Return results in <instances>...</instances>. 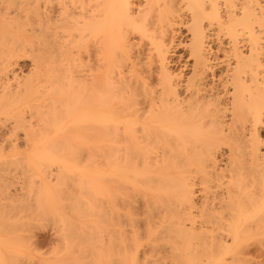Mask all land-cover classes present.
<instances>
[{"label": "bare ground", "instance_id": "bare-ground-1", "mask_svg": "<svg viewBox=\"0 0 264 264\" xmlns=\"http://www.w3.org/2000/svg\"><path fill=\"white\" fill-rule=\"evenodd\" d=\"M80 150L105 163L76 174L108 197L109 263L264 264V0H0V159L58 166L3 180L0 264L19 246L64 263L59 181L78 171L57 157ZM24 206L52 238L18 228Z\"/></svg>", "mask_w": 264, "mask_h": 264}, {"label": "rangeland", "instance_id": "rangeland-1", "mask_svg": "<svg viewBox=\"0 0 264 264\" xmlns=\"http://www.w3.org/2000/svg\"><path fill=\"white\" fill-rule=\"evenodd\" d=\"M27 63H29L30 64V61L28 60H24V61H22L20 64H21V66H23V68H25V69H22L24 72L25 71H27L28 70V68H29V64H27ZM81 151V150H80ZM84 151L85 150H83V151H81L80 153H78V152H73V153H64V155L63 154H61V155H58L59 157H57V159L59 158V160L60 159H62V160H66V162L68 163V164H70L71 163V166L74 168V167H76L77 168V171L79 170V168H80V173H82V171L84 172V173H82L81 175L79 174V171L78 172H75V174L76 173H78L80 176H82L83 174H84V176L85 177H94V174H95V172H98V173H101V172H106L105 171V166L103 165V164H105L104 163V161H103V157H102V155L101 156H97V155H93L92 153L90 154L88 151H86L85 153H84ZM75 154V155H74ZM82 154V155H81ZM86 154V155H85ZM89 155H90V157H89ZM10 156V155H9ZM13 156V155H12ZM16 156H19V157H17V158H15V159H18L19 158V160L17 161H15V159H13L11 156L9 157V158H7L8 156H3L2 157V159H0V186L3 184L2 182H3V180H7V181H10V180H12V184H17V185H19V183H27V184H29V183H31V182H38L39 180H40V178L41 177H43L44 175H46V174H55L56 172H58L57 170H58V166H57V164H52V165H50L51 167H49V165H47V164H42V165H39L37 168H28V165H27V163L25 162V159L22 157V155H16ZM93 156H95L96 158H94ZM74 158V160L73 159H71V158ZM88 157H89V159H88ZM93 157V158H92ZM101 158V160H99L98 161V159H100ZM92 158V159H91ZM76 159H78V160H76ZM4 161V162H3ZM18 162V163H17ZM63 161H61V163H62ZM65 162V163H66ZM74 162V163H73ZM96 162V163H95ZM11 163V164H10ZM15 163V164H14ZM80 163V164H79ZM8 164H9V166H8ZM19 164V165H18ZM64 164V163H63ZM78 164V165H77ZM66 165V164H65ZM15 166H17L18 168H14ZM24 166V167H23ZM42 166H43V168H42ZM44 166H45V168H44ZM47 166V167H46ZM68 167H69V165H67ZM3 167V168H2ZM12 167V168H11ZM23 167V168H22ZM71 167V168H72ZM5 169V170H4ZM19 169V170H18ZM28 169V170H27ZM42 169V170H41ZM50 169V170H49ZM3 170H4V172H5V175H4V172H3ZM7 170V171H6ZM16 170V171H15ZM41 170V171H40ZM11 171H13V173L11 172ZM63 172V171H62ZM73 172V173H72ZM8 173V174H7ZM68 173H70V171L68 172H65V173H62V175H60V181H59V189L60 190H62L64 193L62 194V196H61V200H60V202H59V207H60V210H61V216L59 217V219L57 220V219H55V218H53V217H51L50 215H48L47 217H45L44 218V216H41V215H38V217H37V215H32L31 213H29L26 209H27V206L29 207V205H35V204H32L31 203V200H33V198H35L34 196H32V194L34 195V193L33 192H31L30 193V196H29V200H30V203L31 204H29V205H27L25 208H23V212H20L21 210H18L19 211V213H17L15 210H13L14 212H13V216L11 215V217L15 220V223L16 224H18V228L20 227V226H23V222H25V224H24V226L23 227H21V228H23V230L24 229H26L27 231L29 230H31L30 231V233H34L35 232V235L37 236V237H42V238H40V239H50V238H52L51 237V230H52V228H53V226H54V223L56 222V224H58V226H61L60 228L62 229H60L61 230V232H63V234L65 235V244L62 246V249H61V258H62V262H64V263H62V264H113V263H109L110 261H111V259L112 258H110L108 255L110 254L109 252H108V250H106L105 251V249H106V245H104L105 243H106V237H107V239H108V235H107V231L109 230V222L110 221H108L107 222V219L108 220H110L109 218V208H108V200L106 199V198H108V197H106V198H103V197H105L103 194L104 193H102L103 191H105V190H101L102 188H103V185H107V187L109 186V181H108V178L106 177H104V176H102L101 178L98 176V177H96V179H97V182H98V184H99V186L100 185H102L101 187V189H100V192L102 193H100L101 195H103V196H101V195H99V197H97L98 195L96 194V195H94L93 193L92 194H90L89 195V192H88V190L86 191V194H85V192H84V188H86L85 186H79V183L77 182V181H79V178L81 179V177L79 176V177H77V175L78 174H76V179H75V176L73 175L74 174V171H71V173L70 174H68ZM73 176H72V175ZM18 175V176H17ZM31 175V176H30ZM69 176H71V177H69ZM101 176V175H100ZM14 177H18L19 179V181L16 179V178H14ZM25 177V178H24ZM73 177H74V179H73ZM72 178V181H70V179ZM98 178H99V180H98ZM14 179V180H13ZM36 179V180H35ZM63 179V180H62ZM69 179V180H68ZM21 180H24V182L23 181H21ZM35 180V181H34ZM17 181V182H16ZM21 181V182H20ZM70 181V182H69ZM80 182V181H79ZM78 183V184H77ZM108 183V184H107ZM81 185H82V183H81ZM105 185V186H106ZM74 188H73V187ZM80 188H82V190H80ZM72 189V190H71ZM87 189V188H86ZM69 190V191H68ZM73 191V193H71L72 195H71V197L72 198H70V200H65V198L66 199H68V193L69 192H72ZM68 192V193H67ZM83 193V194H82ZM87 194L90 196L89 198H91V195H92V197L94 198V199H92V200H94V201H92V200H90L88 197H87ZM35 196H36V194H35ZM70 196V195H69ZM84 196L85 197H87V198H84ZM97 198H96V197ZM77 197V198H76ZM102 197V198H101ZM37 198H38V196H37ZM80 198V199H79ZM96 198V199H95ZM82 199V200H81ZM98 199V200H97ZM104 199V200H103ZM35 200H36V198H35ZM37 200H40V199H37ZM63 200V201H62ZM74 200V202H77V200H79L81 203H82V206H80L79 205V203L80 202H77V203H75L74 204V202H72ZM100 200H101V204H99L98 202H100ZM34 201V200H33ZM66 201H68V202H66ZM83 201V202H82ZM90 201H91V203H90ZM97 201V202H96ZM104 201V202H103ZM36 202V201H35ZM35 202H33V203H35ZM70 202V204H71V206L73 207V204H74V207L73 208H75L76 210H82V211H80V212H78V211H76L75 209H73L72 207H70L69 205L70 204H66V203H69ZM85 202V203H84ZM95 202V203H94ZM73 203V204H72ZM96 203H97V205H96ZM105 203V204H104ZM77 204V205H76ZM76 205V206H75ZM85 205V206H84ZM93 205H96V206H98V207H101V209H99V208H97L96 206H95V208H94V206ZM92 206V207H91ZM83 209H82V208ZM90 207V208H89ZM78 208H80V209H78ZM85 208H87V209H85ZM108 210H107V209ZM92 209V210H91ZM96 209H98V210H96ZM106 209V210H105ZM93 210H95L96 211V213H94L95 211H93ZM105 210V211H104ZM74 211V212H73ZM91 211V212H90ZM101 211L107 216H105L103 213H101ZM74 214H73V213ZM76 212V213H75ZM89 212V217H88V214L87 213ZM16 213V214H15ZM21 213V214H20ZM25 213V214H24ZM80 214L79 216H78V214ZM94 213V214H93ZM15 214V215H14ZM73 214V215H72ZM103 215V216H105V217H102V216H100V215ZM77 215V216H76ZM82 215V216H81ZM95 215V216H94ZM97 215V216H96ZM28 216V217H27ZM30 216V217H29ZM95 218H94V217ZM19 217H21V218H19ZM78 217V218H77ZM100 217H102L103 219H101ZM16 218V219H15ZM27 218V219H26ZM33 218V219H32ZM42 218H43V220H42ZM46 218H49L50 220H48L47 221V219ZM71 218V219H70ZM79 218H81V219H79ZM91 218V219H90ZM93 218V219H92ZM18 219V220H17ZM37 221H36V220ZM46 219V221H44ZM104 219H106V222H105V220ZM27 220V221H26ZM32 220V221H31ZM58 221V223H57V221ZM39 221V222H38ZM95 221V222H94ZM99 221V224H97V222ZM41 222H43V223H41ZM49 222V223H48ZM64 222H65V224H64ZM92 222H94V223H92ZM101 222V223H100ZM20 223H21V225H20ZM40 223H41V225H40ZM48 223V224H47ZM107 223V224H106ZM28 224V225H27ZM44 224V225H43ZM53 224V225H52ZM56 224H55V226H56ZM104 225H107V226H104ZM25 226H27V227H25ZM48 226V227H47ZM65 226V227H64ZM78 226V227H77ZM75 227V228H74ZM81 227V228H80ZM91 227V228H90ZM94 227V228H93ZM96 227V228H95ZM32 228V229H31ZM102 228V229H101ZM64 229H65V231H64ZM96 229V230H95ZM105 229V230H104ZM25 230V231H26ZM67 230V231H66ZM104 230V231H103ZM107 230V231H106ZM93 231V232H92ZM104 233H103V232ZM106 231V232H105ZM65 232H66V234H65ZM96 234H95V233ZM100 232V233H99ZM103 233V234H102ZM96 235V237L94 236V235ZM44 235H45V237H44ZM102 236V238H101V236ZM107 235V236H106ZM50 236V237H49ZM91 236H92V238H91ZM72 237H74V238H72ZM98 237V238H97ZM99 237H100V239H99ZM105 237V238H104ZM92 239V241H91V239ZM96 238H97V240H96ZM90 239V240H89ZM78 241V243L79 244H81L82 243V245L81 246H79V244L76 242V241ZM99 240V241H98ZM74 241H75V243H74ZM90 241L92 242V243H94V244H92L93 246H94V248H96V249H94L93 248V246H91L90 244ZM94 241V242H93ZM101 242V243H100ZM90 243V244H89ZM104 243V244H103ZM73 244H77L76 245V247H74L73 246ZM85 244V247H86V249H85V247L84 248H82L83 247V245ZM87 244H89L90 245V247L87 245ZM96 244V245H95ZM99 245V246H98ZM105 247V248H103V247ZM79 247V248H78ZM93 248V250L91 249H89V248ZM18 248V250H20V246L19 247H16L15 248V251H16V249ZM24 248V247H23ZM26 248V247H25ZM28 248V247H27ZM76 248V249H75ZM104 250H103V249ZM21 249H22V246H21ZM14 251V249H13V251L15 252V255L16 256H14V252L12 251H9L10 253H9V256L10 255H13L14 256V258L15 257H17V255L20 257H18V259L17 258H15V259H10L11 261H13L12 262V264H36V262H37V259L39 260L40 258H41V256H40V258L39 257H37V256H35V255H40L38 252H35V250L33 251V252H31V251H29L28 252V254L26 253V254H23V251L21 252V254L20 253H17V252H20V251ZM43 251H47L48 253H49V248L48 249H46V248H43L42 249ZM42 250H38L39 252H41ZM84 250H86V251H84ZM104 251V254H107V255H103V251ZM37 251V250H36ZM88 251V252H87ZM90 251V252H89ZM94 253H93V252ZM26 252H27V250H26ZM31 252V253H30ZM35 252V253H34ZM46 252V253H47ZM91 252L93 253V254H95V255H93V254H91ZM107 252V253H106ZM25 253V252H24ZM36 253H38V254H36ZM102 256V258H101V256L99 255V254ZM22 254H23V257H21L22 256ZM33 256V259H32V256ZM92 255V256H91ZM26 256V257H25ZM27 256H28V258H27ZM93 256H95V257H97V258H95V257H93ZM100 256V257H99ZM108 256V257H107ZM107 257V258H106ZM35 258V259H34ZM103 258H105V259H103ZM20 259H24V260H20ZM28 259H30L29 261H28ZM79 259V260H78ZM94 259V260H93ZM9 260V261H10ZM25 260H26V262H25ZM32 260V261H31ZM104 260V261H103ZM105 260H106V263H105ZM10 261V262H11ZM18 261V262H17ZM94 261H97V262H94ZM109 261V262H108ZM112 262V261H111Z\"/></svg>", "mask_w": 264, "mask_h": 264}]
</instances>
